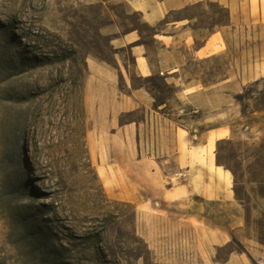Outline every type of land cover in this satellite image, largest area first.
<instances>
[{
    "label": "rangeland",
    "instance_id": "rangeland-1",
    "mask_svg": "<svg viewBox=\"0 0 264 264\" xmlns=\"http://www.w3.org/2000/svg\"><path fill=\"white\" fill-rule=\"evenodd\" d=\"M184 17L196 30L228 25L217 4L170 20ZM238 27L227 38L235 68L224 53L202 66L205 81L228 70L236 81L229 92L235 132L216 143L217 164L230 170L235 215L214 203L194 209L175 200L176 191L165 201L133 202L121 194L126 180L106 163L105 147L87 145V63L114 68L120 58L132 86L156 103L173 94L157 75L136 77L135 60L111 46L137 30L156 50L138 13L118 0H0V264H264V76L255 79L264 72V16ZM118 86L124 90L123 79Z\"/></svg>",
    "mask_w": 264,
    "mask_h": 264
},
{
    "label": "crops",
    "instance_id": "crops-1",
    "mask_svg": "<svg viewBox=\"0 0 264 264\" xmlns=\"http://www.w3.org/2000/svg\"><path fill=\"white\" fill-rule=\"evenodd\" d=\"M118 1L128 5L143 24L153 29L152 42L157 47L151 52L137 30L114 37L111 46L125 49L135 60L136 77L157 75L173 88V94L164 102L155 103L146 88L132 86L128 67L120 58L114 59V68L87 63L85 105L91 121L87 145L90 149L105 147L106 163L117 178L126 180V191L121 194L133 196V202H143L144 196L165 201L167 194L176 191L179 197L175 200H185L194 209L214 203L238 214L229 171L222 170L216 160V143L235 132L231 123L238 110L231 103L229 92L235 91L236 81L229 70L222 80L205 81L202 66L204 60L224 53L230 55L228 67L235 68L237 52L235 44L232 50L229 47L228 35L235 36L237 30L239 34L238 25L243 20L257 16L262 19L264 1ZM199 4L224 8L228 25L196 30L191 27L192 18L170 20ZM190 67L195 71H190ZM119 79H123L124 90L118 86ZM175 173L183 176L177 187L169 182ZM232 225H240L237 217Z\"/></svg>",
    "mask_w": 264,
    "mask_h": 264
},
{
    "label": "built area",
    "instance_id": "built-area-1",
    "mask_svg": "<svg viewBox=\"0 0 264 264\" xmlns=\"http://www.w3.org/2000/svg\"><path fill=\"white\" fill-rule=\"evenodd\" d=\"M182 112V111H181ZM193 113H195V111H192ZM174 178L175 179H181V178H183V176L182 175H179V174H175L174 175ZM171 182V181H170Z\"/></svg>",
    "mask_w": 264,
    "mask_h": 264
},
{
    "label": "bare ground",
    "instance_id": "bare-ground-1",
    "mask_svg": "<svg viewBox=\"0 0 264 264\" xmlns=\"http://www.w3.org/2000/svg\"><path fill=\"white\" fill-rule=\"evenodd\" d=\"M259 74H260V75H259L260 77H261V76H264V72H263V71H262L261 73H259ZM259 76H257V78H258Z\"/></svg>",
    "mask_w": 264,
    "mask_h": 264
},
{
    "label": "trees",
    "instance_id": "trees-1",
    "mask_svg": "<svg viewBox=\"0 0 264 264\" xmlns=\"http://www.w3.org/2000/svg\"><path fill=\"white\" fill-rule=\"evenodd\" d=\"M152 30H153V29H152ZM155 103H156V100H155ZM217 162H218V161H217ZM218 165L222 166L220 163H218ZM226 170L230 172V170H229L228 168H227Z\"/></svg>",
    "mask_w": 264,
    "mask_h": 264
}]
</instances>
